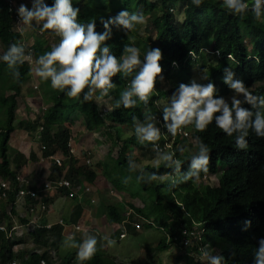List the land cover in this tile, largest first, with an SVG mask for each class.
<instances>
[{"label": "trees", "instance_id": "16d2710c", "mask_svg": "<svg viewBox=\"0 0 264 264\" xmlns=\"http://www.w3.org/2000/svg\"><path fill=\"white\" fill-rule=\"evenodd\" d=\"M45 2L51 5L54 0ZM221 2L222 0H203L201 6L196 7L191 0H73V6L80 9V21L87 22L96 18L98 32L104 31L99 17L107 19L124 9L130 13L142 12L146 18L143 25H151L154 29L153 41L151 37L143 38L140 33L143 25H138L128 36L123 30L113 28L112 37L107 41V45L112 54L119 58L125 44H133L141 49L142 60L146 51L159 48L163 56L160 63L164 84L161 85L157 80L156 90L147 106L138 102L133 108L125 109L123 106L116 108L115 101L133 78L117 75L113 78L116 87L108 96L111 109L102 112L95 99L87 103L83 102L82 98L69 99L65 93L54 91L50 81L47 83L39 81L46 103L42 113L33 121L16 122V98L21 94L23 81L31 75L30 67L27 63L17 66L20 72L17 81L13 79L7 65L0 61V115L2 119L5 117L4 123L0 125V179H14L12 164L18 168L25 165L28 160H37L34 152L25 158L13 151L15 155L10 157L8 144L10 135L17 128L28 134L36 133L41 128L38 131V143L44 147L42 156L61 154L67 160L64 165L68 166L65 173L68 180L77 182L83 180L93 185L97 173L89 168V164L78 165L77 158L71 155L67 146L71 139L69 127L72 125L71 119L78 113L87 130L95 131L104 127L112 132L117 148L116 157L114 159L111 157V150L107 152L110 164L104 163V177L118 193L142 202L141 208H134L124 202L112 204L101 200V209L109 223H120L128 209L132 210L131 220L145 218L154 221L165 229L168 237L167 241L163 239L156 245L155 248L159 252L168 250L172 243L178 244L182 240L178 229L180 225H184L187 231L196 226L202 229L199 233V243L207 245L208 248H216L225 258L224 264H255L254 253L258 248V241L264 238V138H258L250 131L247 137L248 148L243 151L237 150L234 137L226 136L213 123L205 132H197L190 126L189 134L194 141L191 145L184 143L185 137L182 134L175 137L168 134L161 123L164 135L159 142L161 144L171 142V149L168 151L175 152L176 158L182 161V171L188 170L192 152L186 151L181 154L179 149L185 145L194 149L195 137L199 136L209 147L211 157L209 172L202 173L196 183L189 181L173 186V180L177 178L174 173L165 176L163 180L147 184L137 182L136 174L127 171L129 155L140 163L132 153L134 147L151 150V145L140 144L132 134L134 119L142 121L146 112L156 116L158 102L161 100L163 108L178 86L196 80L197 74L207 77L203 83L196 80L198 83L206 84L211 81L216 86L217 96L227 97L232 94L223 83L224 69L228 67L236 73L237 78L243 80L252 94L264 95V22H255L250 11L243 17L229 15L222 9ZM177 7L181 18L175 22L173 12ZM13 14L14 8L6 0H0L2 53L12 43L22 44L19 34L13 30ZM50 48L51 45L44 46L35 41L31 52L36 58ZM172 62H176L175 67L171 65ZM8 91L11 93L6 94ZM159 118L162 119L161 116ZM161 125L157 123L160 129ZM150 154H153L150 156L153 159L155 153L151 151ZM142 166L146 172H155L158 175L172 171L163 166L159 169L153 168L151 160H147ZM52 167L57 168L54 164ZM207 174L217 175L216 186L202 184L201 179ZM129 175L132 178L125 182ZM150 199L152 202L146 203ZM13 200L14 193L11 192L6 203L12 205ZM11 212L14 214L13 207ZM245 221H250V226L245 225ZM7 227H10V222ZM144 228H150L149 224ZM57 231V234L60 233V228H57ZM127 231L136 230L132 225H127ZM45 233V230H37L32 234L36 245L46 246ZM16 244L17 242H10L0 232V264L16 258L20 264H38L39 259L46 256V252L38 254L31 251L26 257L20 256V253L15 254L12 250ZM189 250L195 251L196 246ZM183 259L189 264V253L185 254ZM85 264L123 263H117L114 258L97 251Z\"/></svg>", "mask_w": 264, "mask_h": 264}, {"label": "clouds", "instance_id": "9594fccd", "mask_svg": "<svg viewBox=\"0 0 264 264\" xmlns=\"http://www.w3.org/2000/svg\"><path fill=\"white\" fill-rule=\"evenodd\" d=\"M191 3L200 7L203 0H191ZM221 7L229 15L236 17H243L250 11L255 22H264V0H222ZM79 13L80 9L73 6V0H54L51 5L47 4L45 0H31V8L27 4L21 3L17 9L19 18L17 28L20 32L38 30L41 36L47 34L49 37L59 38V40L51 46L49 51L35 59L33 54L28 52L31 50L30 47L12 43L0 56V61L7 65L13 79L17 81L20 77V72L17 70L18 65L24 63H27L29 67L34 65L32 68L30 67L31 72L40 82L50 81V86L54 91L65 93L69 99L79 100L82 98L85 103L94 99L99 103L108 97L110 91L116 87L113 78L117 75L132 76L127 87L120 93L119 99L115 101V107L123 106V108L129 109L135 107L138 102L147 106L156 90L157 80L163 81V69L160 63L163 58L161 50L159 48L149 49L142 60L139 47L125 44L122 55L117 58L107 45V41L112 37L113 28L123 30L128 36L138 25L145 24V15L142 12L130 13L124 9L107 19L99 17L104 31L98 32L96 18L81 22ZM14 16L15 10L12 18L13 30L20 36V33L14 28ZM171 65L175 67L176 62H172ZM201 79L207 80V77L202 76ZM223 83L232 92L229 99L217 96V89L213 82L202 84L192 80L188 84L181 83L163 108V103L160 104L156 116L146 112L142 121L134 119L132 134L140 144L151 145V151L155 153L151 160V166L156 169L163 166L172 170L171 173L164 175L146 172L144 167L132 155H129L127 171L130 174H136L137 182L150 184L163 180L165 176L174 173L177 177L173 180V186H175L189 181L196 183L200 180L202 173L209 172L211 162L209 147L199 136L195 137L194 149H190L186 145L179 149L181 154L186 151L192 152L188 161V170L182 171V161L176 158L175 152L163 150L158 143L162 136L163 126L161 123H163L166 132L173 137L182 134V130L189 126H193L197 132H205L214 123L226 136L234 137L235 148L241 151L246 150L249 146L247 137L250 131L258 138H264V95L252 94L243 80L237 78L236 73L228 67L224 69ZM34 89L37 87L34 86ZM160 116L162 119L159 118ZM156 122L161 125V129L157 127ZM185 134L187 136V133ZM71 155L73 156V154ZM131 178L129 175L125 182ZM13 206L12 203L7 211L6 225L10 222L11 226L10 216H14L11 212ZM244 223L250 226L251 222L245 221ZM116 224L118 223H115L113 227L119 236V230L115 228ZM127 225L131 224H126V233ZM146 225L148 224H143V226ZM149 226L150 228H162L157 227L153 221ZM184 228V225L178 227L182 240L186 237L184 232H196L199 236L202 231L196 226L190 231ZM162 230L165 232L164 228ZM88 233L89 229L86 234L82 235L83 239L79 243L75 238H80V236L69 235L64 240V247L78 249L76 256H72L76 258V264H85L94 257L97 251L98 240L94 235ZM25 236H32V234ZM105 240L109 246L115 243L107 237ZM165 240L167 241L168 237ZM182 240L178 245L186 254L189 253L190 261L193 264H224L225 258L219 253L213 255L214 248L200 244L198 238L192 241L191 246H183ZM195 246V251L189 250ZM197 246L200 247L199 251ZM33 251L40 250L31 252ZM18 252L17 250L14 253L18 254ZM254 259L255 264H264V238L258 241ZM41 264H45V262L41 261Z\"/></svg>", "mask_w": 264, "mask_h": 264}, {"label": "rangeland", "instance_id": "374dc122", "mask_svg": "<svg viewBox=\"0 0 264 264\" xmlns=\"http://www.w3.org/2000/svg\"><path fill=\"white\" fill-rule=\"evenodd\" d=\"M22 3L27 4L29 8H31V0H23ZM173 18L174 21H178L181 18L179 7L175 9L173 12ZM16 30V28H15ZM19 31V30H18ZM20 42L24 47L31 48L33 46V43L35 41L40 42L42 45H53L54 43H57L56 38L49 37L47 34L41 36L38 32V30H28L24 32H20ZM143 38L151 37V41L154 40V29L151 25H143L140 31ZM2 49L0 47V56H2ZM35 59V58H34ZM30 67H34V65H30ZM31 75L29 78H26L25 81L22 83L21 87V94L16 98L17 105L15 110V117L16 122L17 121H33L37 116H39L43 108L45 107V98L42 95V91L39 87V79L34 75V73L31 72ZM203 74H197L196 80L200 82H204V79H201ZM159 80V79H158ZM161 85L164 84V80H159ZM34 86L37 87V89H34ZM164 91V89L162 90ZM11 92H6V94H9ZM1 95V94H0ZM232 95V94H231ZM231 95L224 97L225 99H229ZM96 102V101H95ZM97 106L101 109L102 112L109 111L111 109L110 107V101L108 97H105L103 101L97 103ZM161 101L158 102V106H160ZM0 115V125H2L5 121V117H1ZM72 125L69 126L71 130V143L72 148L74 151V156L77 154L78 159V165L87 164V161L89 163V168L94 169V171L97 173V177L95 179V182L93 186H90L87 184V188L89 189L92 196H90V205L91 207H98L99 202L101 200H104L106 203H112L116 204L119 202H124L127 205H131L134 208H141L142 202L139 199H132L128 195H125L123 193H118L112 185L106 180L104 177V163H109L107 159V152L111 150V157L113 159L116 157V151L117 148L114 145L113 140V134L111 131L106 130V128L102 127L100 129H97L95 131H89L85 128V125L83 124L82 118L78 113L76 115L74 114L72 116ZM15 122V125H17ZM190 126L186 129H183L182 132L187 133V136L185 137V144H191L193 145L194 141L192 137L190 136ZM40 131V129L38 130ZM38 131L36 133H38ZM34 134V133H33ZM127 134H130V132H127ZM38 135V134H37ZM10 140L8 141L10 151L9 155L12 157L14 149H17L16 147H19L20 139L25 138L27 135L23 130H20L17 128V130L14 131L13 134L10 135ZM30 136V135H28ZM34 139L36 137V134H34ZM32 137V138H33ZM35 139V142L38 143ZM34 142V140H32ZM34 144V143H33ZM31 145L32 150L31 151H42L40 150L39 145L36 147L35 145ZM28 147V146H27ZM36 147V148H35ZM143 147V146H142ZM28 148L25 149V153L28 155ZM36 149V150H34ZM133 155L139 160L141 165H144L145 162L152 160L150 156H153L151 153V150L141 148L138 149L136 147L133 148L132 151ZM154 153V152H153ZM56 155L61 154L57 153ZM65 160V159H64ZM50 161V160H47ZM67 160H65L66 163ZM12 166V165H11ZM217 175L214 174H207L202 179V184H207L210 186H216L217 183ZM93 191V192H92ZM148 199V198H147ZM146 202V201H145ZM152 200H147L146 203H151ZM10 205L6 203L4 200H0V209L4 212H7L9 210ZM0 210V211H1ZM102 215V214H101ZM140 217V216H139ZM105 219V218H103ZM0 220L7 222L6 218H3L0 215ZM154 223V221H153ZM157 227H161L160 225H157ZM114 229V228H112ZM102 234H104V231H101ZM115 234L110 240L115 241V243L111 246L105 243V246L100 249L101 254H104L106 256H110L111 258H114V260L118 263L123 264H186L185 260L183 259L184 255L186 254L183 249H181L178 244H173L169 246L168 250L159 252L156 250V245L158 242L163 241V239H167L165 232L162 230V228H141L138 231H127L126 237L124 239H118V232L113 231ZM98 237V236H95ZM25 238V240H24ZM66 238L64 237L59 242V255H64L65 253H68V248L63 246L64 240ZM24 240V241H23ZM23 240H18L17 243L22 244L20 249L25 250L26 252H30L32 250H40L45 252L46 250L38 246L34 243L33 236H25L23 237ZM166 241V240H165ZM76 251V248H74ZM218 253L217 249H214L213 255ZM192 264L191 261H189V264Z\"/></svg>", "mask_w": 264, "mask_h": 264}, {"label": "crops", "instance_id": "0c3cea01", "mask_svg": "<svg viewBox=\"0 0 264 264\" xmlns=\"http://www.w3.org/2000/svg\"><path fill=\"white\" fill-rule=\"evenodd\" d=\"M23 132H25V131H23ZM34 134H36L37 139L36 138L35 139L38 142L39 133H34ZM34 134L33 133H30V134L26 133L27 136L23 139H20L21 140L19 142L20 145H19V147H16L17 149H14V151L17 153H20L25 158H28L29 154L31 152H34L36 157H37V160L36 161H29L28 160L25 165L19 166L18 168H16V166L12 164L11 169L15 173L14 176L15 175L23 176L26 179H29V181L34 183V184H40L44 180L57 179L60 176L62 169L58 166H56L57 167L56 169L54 167H52V164H54L52 157H60V156L55 154V155L50 156V157H43L42 151H31L32 150L31 145L33 143H34L33 145H35L36 147L39 145L40 150H41V145L39 143L35 142V139L33 137ZM28 135H30V136H28ZM32 140H34V142ZM26 148H28L27 149L28 155L25 153ZM34 150H36V149H34ZM13 155H15V154H13ZM73 156H74V153H73ZM77 156L78 155L76 154L74 157L77 158ZM47 160H50V161H47ZM78 181L79 182L70 180L71 184L74 186H77V185L83 186V185H85V183L88 184L87 182H85L83 180H78ZM91 186H93V185H91ZM67 194H68L67 190H61V191L56 192V193H47V194L43 195V200L47 203L48 211L42 216L40 222H41V225L42 224H53V227L51 228V230L40 229V230L46 231L45 235L47 237V244L45 247H43V245H40V244H37V245L42 246L45 250H47L49 247H51V245L55 246L56 250L58 252L59 259H61L63 261L72 257V256H76L78 249H76V251H75L74 248H68V253H65L64 255H59V248H60L59 242L65 236L62 233V227L60 225H57L56 223L58 222L59 219H62L64 221V223H66L69 226L80 225L82 227L89 229V233H88L89 235L98 236V237H96L98 240L97 251L101 252L100 249H102L105 246V243L107 242L105 240V237L110 239L115 234L113 232L114 229H112V228H114L113 227L114 224H111L107 221V218L101 209L100 202H99L98 207H96V206L91 207L89 198H90V196H92L93 193L91 194L90 191L78 190L77 192L74 193L73 197H68ZM13 211H14V216L12 215V217L14 218V220L17 223H19V222L25 223L26 220L29 218L22 205H19V204L14 205ZM0 215L3 218H6V217L8 218V213L4 212L2 210L0 211ZM103 218H105V219H103ZM21 220H23L24 222ZM0 221H2V220H0ZM2 222H5V221H2ZM54 228H56V229L54 230ZM57 228H60V233H58V234H57V232H58ZM101 231H104V234H102ZM82 239H83V236H80V238H75L76 242H78V243L81 242ZM24 240H25V238H24ZM21 246H22V244H21ZM18 251H19L18 253H20V256L25 255V257H26V254L28 253L23 249H20ZM16 259H18V258H16Z\"/></svg>", "mask_w": 264, "mask_h": 264}, {"label": "built area", "instance_id": "2783aa9c", "mask_svg": "<svg viewBox=\"0 0 264 264\" xmlns=\"http://www.w3.org/2000/svg\"><path fill=\"white\" fill-rule=\"evenodd\" d=\"M23 0H6L7 3H9L15 10V16H14V28H16V31H18L17 24L19 22V18L17 15V9L19 8L20 4ZM28 52H31V50H28ZM32 53V52H31ZM41 129V128H40ZM162 136L164 135V132L162 131ZM182 133V132H180ZM183 135L186 136V134L183 132ZM161 136V137H162ZM160 147L168 151L171 146V142H164L161 144L158 141ZM68 148L69 152L71 154L74 153V150L71 145V140L68 142ZM43 150L44 147H41ZM152 150V149H151ZM52 160L54 164L60 168H62V172L60 176L57 179L54 180H44L40 184H34L29 181V179H26L23 176L16 175L14 176L13 180L9 179H0V200H6L8 198L9 193H14V205H22L26 211L27 216L29 217L25 223H17L13 217L11 218V226L8 228L5 222L0 221V232L4 234L7 240L10 242H17V240L22 239L24 235H31L35 231L39 229H47L50 230L53 227V224H42L41 225V218L42 216L48 211L47 203L43 200V195L47 193H56L61 190H67L68 191V197H73L74 193L78 190H85L89 191V189L86 187L87 184L81 186L77 185L74 186L71 184L70 180H68L65 177V172L67 170V166H64V159L61 157H52ZM88 163V161H87ZM132 213V210L128 209L125 213V218L120 223L115 225V228L119 230V239H123L126 235V224H131L134 226L135 230H140L143 224H151V221H146L142 218H132L130 219V214ZM57 225H60L62 227V233L65 237H68L69 235H74V237L82 236L88 232V229L85 227H82L80 225H72L69 226L62 219H59L56 223ZM185 233V234H184ZM183 234L186 235V237L182 240L183 246H191L192 241L194 239H199V236L196 232H184ZM21 248L20 244H16L13 246V251L16 252ZM197 249L199 251L200 247L197 246ZM38 254L43 253L42 251H33ZM41 261H44L45 264H76V258L72 257L67 260H61L59 259L57 255V250L55 247H49L46 250V256L45 258H40L38 261V264H41ZM196 261V259H195ZM5 264H20L19 260L13 259L11 261H8Z\"/></svg>", "mask_w": 264, "mask_h": 264}]
</instances>
